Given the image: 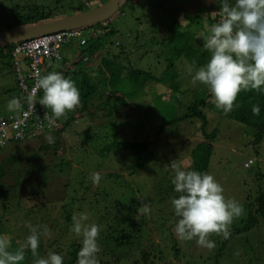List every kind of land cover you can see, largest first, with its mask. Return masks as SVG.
<instances>
[{
  "label": "rangeland",
  "instance_id": "374dc122",
  "mask_svg": "<svg viewBox=\"0 0 264 264\" xmlns=\"http://www.w3.org/2000/svg\"><path fill=\"white\" fill-rule=\"evenodd\" d=\"M60 1L0 0V30L20 27L18 24H13L12 16L8 13L11 8L16 9L17 6H42L44 13L52 14L51 17L43 18L38 22L78 12L79 0ZM87 1L85 7H95L98 2H101V0ZM230 3L234 4L235 0ZM219 8L217 0H128L122 6L121 13L108 22L117 31L105 34L101 38L100 49L93 50L94 57L90 55L91 47L79 43L80 37L71 38L63 43L60 52L62 57L69 60L68 65L72 70L80 66L83 71L95 76L94 69L101 65L102 55L108 51L116 53L119 49L118 42L122 41L127 43V48L122 50V55L129 53L130 57L132 56V65L138 68L149 67L152 73L158 76L163 71L165 63L157 64L156 47L137 49L139 42L142 43L144 40L138 38L136 31L152 24L151 29L155 32L147 33V35L162 38L165 29L176 17L178 21H181V26L190 24L195 36L194 42L200 46L204 43L202 36L208 34L207 24L209 21L212 24L216 22L212 18L213 12L218 11ZM202 10H207L212 17L206 18L207 15L202 13ZM199 14H204L206 18H204L202 29H199V25L196 29V23H192L190 19ZM187 17L190 18L187 19ZM91 29L93 28H83L81 36L89 39ZM85 56L90 58L84 61ZM17 59L23 73L29 70L22 54L18 55ZM13 62L12 51L11 57L0 58V116L5 117L12 112L7 107L12 99L9 96L18 93ZM60 65L61 61H48L45 64L47 67V69L45 67V74L49 70L58 71ZM188 65L186 61L183 63L179 61L175 66V71L178 73L177 81L183 90V95L179 94L181 103L176 98L178 97L176 92L167 84L150 82L145 88L138 90L135 96L132 94V87L125 84H121L120 88L117 86L118 78L127 76V72L123 75L119 74L106 85L97 74L96 77L101 82L98 92L91 100L90 111L93 115L83 114L81 117L78 115L74 117L70 127L59 132L58 144L49 143L46 139L51 135L54 142L56 141L58 133L54 130L24 141L11 140L0 148V163L4 171V174L0 176V189L2 186L15 185L20 179V187L13 193L18 194L21 205L20 208L12 212L8 211L6 214L0 205L1 231L5 233L14 231L20 241L23 238V241H26L27 236L31 234L27 225L33 217L30 214L32 206L33 208L36 206L35 211H38L39 204L49 207L52 210L51 219H53L59 218L57 214L63 204L67 206L72 204L74 209L72 218L87 213L89 219L84 223H95L100 226L98 238L104 239L105 242L100 247L114 249L112 254L109 250L99 251L96 254L97 264H103V262L123 264L125 258H128L125 262L129 264L134 254L137 257L138 250H151L155 253L156 245L164 252L165 258L162 263L174 259V263L178 264L180 261L204 264L209 252L216 250L218 246L208 249L197 245L195 240L179 239L175 234L176 215L171 204V199L174 197H166L169 194L167 189H170L174 176L170 162L174 160L182 169L190 170V158L194 146L208 141L211 142L208 173L213 175L223 187L225 198H234L244 209V214L233 221L238 222L245 218L246 206L249 203L259 208L258 226L242 235L231 237L224 248L220 264H264V131L259 135L255 128H247L248 126L239 121L221 117L210 106L214 104L212 96L208 98L205 105H197L196 115L188 111V107L195 104L197 97L208 95L204 91L205 87H202L198 81L193 82L194 72L192 74L187 72ZM105 74L106 77L109 76L107 71ZM75 85L78 87V83ZM7 89L10 91L7 92ZM171 101L176 106V111L171 123L161 128L162 123L169 118V113L164 110L169 106L167 103ZM48 111L53 116L51 109ZM185 113L190 115L183 118ZM191 115L194 116L190 117ZM57 120L60 124L62 123L60 118ZM87 128L88 130H85ZM74 130L77 132L73 133ZM213 133L215 136L212 135ZM257 138L255 144H252L251 141ZM123 140L148 143V149L139 159V167H133V151L118 148L107 150L108 145ZM46 145L49 146L47 150L43 149ZM15 152L19 156L26 157L15 161L8 160L7 158ZM31 153H35L36 157L31 158ZM5 159L6 161L3 162ZM249 159H252L253 163L246 167L245 163ZM80 169L84 171V174ZM94 172L101 175L99 184H94L91 179V174ZM111 173L117 176H109ZM83 176L85 178L80 184ZM35 192L39 194L34 196ZM162 196L165 197L164 200H160ZM129 202L136 205L147 203L151 207V213L144 215L134 213L132 220L140 225L141 231L135 233L130 246L116 250L111 238L121 235L118 230H121L124 225L118 227L116 222L119 219L118 216L127 211L128 206L125 204ZM244 204L247 205L244 206ZM79 205L83 206L82 210H77ZM35 211L32 213L36 214ZM101 217H103L102 223H99L98 219ZM23 224L24 228L19 229ZM51 226H46L51 235H42L41 245L47 246L60 234L61 227L55 226L52 230ZM129 230L130 228L127 229ZM66 234L67 236L61 239L65 249L62 252L63 255L70 248L71 242L76 241L80 244V248L82 246V237L76 236L72 227L66 229ZM212 235L209 237L210 240L217 236ZM219 236L220 239H224L222 235ZM173 245L180 250L179 259L173 256ZM53 246L55 247L56 244ZM39 256L46 257L43 252ZM152 263L160 262L155 260Z\"/></svg>",
  "mask_w": 264,
  "mask_h": 264
},
{
  "label": "trees",
  "instance_id": "16d2710c",
  "mask_svg": "<svg viewBox=\"0 0 264 264\" xmlns=\"http://www.w3.org/2000/svg\"><path fill=\"white\" fill-rule=\"evenodd\" d=\"M106 0H101V2H98V5L105 2ZM232 0H228L229 4L231 5ZM59 2H61L59 0ZM80 7L78 8L79 11H83L86 9H89L91 7H85V4L88 3L87 0H79ZM219 3L220 0H217ZM125 4V3H124ZM123 4V5H124ZM24 5V4H23ZM122 5V6H123ZM220 5V4H219ZM120 7L119 11L114 15L116 16L118 13H121V8ZM44 7L42 6H17L16 9L10 10L8 12L12 16L13 24H18L19 26H24L27 24L35 23L38 22L39 20L46 18V17H51L52 14L50 12L44 13ZM202 13H206L207 17L206 18H211L212 16H209V13L207 10H202ZM204 14H199L196 17H187L190 18L193 22L196 23V27L199 25V29L204 28ZM211 15V14H210ZM112 16V17H114ZM109 18L108 20L102 22V23H97L95 25L89 26L93 29H91V37L89 39H86V42L82 45H88L91 47V57H94L93 55L95 54L93 50H99L101 47V38L105 34H112L117 31V29L109 24L108 22L112 19ZM205 18V19H206ZM213 18V17H212ZM218 18V17H217ZM154 20V18L152 17ZM208 19V21H209ZM152 23V20H150ZM154 22V21H153ZM181 21H178L177 18L175 17L173 21L169 24L167 29L164 31V35L162 38L157 37L156 35H150L155 32V30L151 29L153 28L152 24L148 26L145 29L142 30H137L136 35H138V38L140 40H144V42H139V46L137 49H148L151 47H156L157 48V54L156 58H158L157 64L159 63H165V67L163 68V71L157 76L156 74H153L152 71L150 70L149 67H135L132 65V56L130 57L129 53L126 55H122V50L124 48H127V43H122V41L118 42V51L116 53L112 52L110 53L109 51L105 54L102 55L101 60V65H98L95 67V76H91V74H88L87 72L83 71L82 67H78L77 69H73L68 65V61L66 58L62 57L63 59L61 60V65L58 68L59 70H49L50 71H57L63 73V75L66 78H69L73 80L75 83H78V90L80 92V101L81 104L79 107H77L74 111L68 112L66 118L65 117H60V121L62 122L61 127L56 130L58 133V136L55 138L56 141L54 144H58V137L60 135L59 132L65 131L67 128L70 127L72 120L74 117L77 115L81 117L83 114H87L88 116L93 115V113L90 111V105H91V100H93L94 95L98 92V89L100 87V80L105 82L104 84L106 85L107 82L110 80L114 79L116 76H119V74H122L125 72L127 76H121V78H118V83L117 86L120 88L121 84H125L126 86L132 87L131 90L132 94L136 96L138 90H141L147 86L148 83L150 82H156V83H161V84H167L171 90L176 92L177 96L176 97L180 103V95H183V90L180 88L179 82L177 81L178 78V73L175 71V66L176 63L181 61L183 63L184 61L188 62L189 64H192L195 62L194 65V71L195 69H198L199 67L205 65L209 58H210V53L203 47V44L198 46L195 44V36L193 34V28L190 27V24L182 25L181 26ZM194 23V24H195ZM155 25V23H153ZM209 27L212 25L211 21L208 22L207 24ZM195 26V25H194ZM192 28V29H191ZM198 29V27L196 28ZM147 33H150L147 35ZM15 44L12 45H6V46H0V58H9L11 57V51L13 50V47ZM129 55V56H128ZM90 56H85L84 61L88 60ZM47 63V62H46ZM45 63V64H46ZM45 64H44V71H45ZM14 65V62H13ZM47 69V67H46ZM15 71V70H14ZM106 71L108 72V77H106ZM45 74V72H44ZM47 74V73H46ZM101 76V79L96 77V75ZM16 76V75H15ZM79 76V78H78ZM108 79V80H107ZM17 80V79H16ZM202 87H205V92L208 93L206 96H199L196 99L195 104L191 105L188 107V111H191L195 114L196 110L198 109V104H204L207 103V100L209 97L212 95L208 91L207 87L202 85ZM7 92L10 91L9 89L6 90ZM203 92V93H205ZM180 94V95H179ZM40 97L43 95L42 90L39 92ZM10 98L13 97H18V93H15L14 96H9ZM159 99V98H157ZM169 106L165 108L164 111L169 113V118L167 121H164L162 123L161 128H163L165 125H168L171 123V119L173 114L176 111V106L173 104V102L167 103ZM93 105V104H92ZM253 105H259L260 108V113L259 115H253L252 113V106ZM212 108L215 109V111L220 114L221 117L224 118H230L234 119L235 121H239L246 126L247 128H255L258 132L259 135L264 131V91L259 92L256 90H248V91H241L235 102H234V108L233 110L228 114L225 115L222 111V109H219L216 107L215 103L210 105ZM115 107V106H114ZM180 109V108H179ZM201 112V111H199ZM186 114V113H185ZM190 114L187 113L183 118L188 117ZM194 115H191L190 117H193ZM182 119V117L180 118ZM65 120V121H63ZM85 130H88L85 129ZM83 130V131H85ZM76 133L77 130H74ZM215 136V133L212 134ZM258 140L255 139L251 141L252 144H255V142ZM17 141V140H16ZM48 145L44 146L43 149L47 150ZM211 142L204 141L203 143H200L196 146H194L192 155L190 158V170H196L201 173L207 172L208 173V160L210 157V152H211ZM121 149V150H131L133 151V160H134V166L133 167H139L140 164H138L139 159L141 158L142 153H144L148 149V143L147 142H140V141H115L114 144L108 145V149ZM110 151V150H109ZM16 153V152H15ZM12 154L11 157L7 158L8 160H20V158H25L26 156H19L18 153ZM31 158L36 157L35 153H31ZM3 160V162H5ZM81 170V169H80ZM81 172L84 174V171L81 170ZM4 174L3 171V166L2 163H0V176ZM109 176H115V174H109ZM85 176H83L82 180L80 181V184L83 183ZM20 179H18L15 183V185H8L7 187H1L0 189V205L3 210V212L6 214L8 211L12 212L16 210L17 208H20V201H19V196L18 194H14L13 191L17 188L20 187ZM168 190V195L166 198L169 197H178L179 194H177L174 191V185H170V189ZM38 192L33 193L34 196ZM39 194V193H38ZM165 197L162 196V199L164 200ZM247 204L249 202H246ZM246 204V205H247ZM127 205V211L122 214L121 216H118L119 219L116 222V226L120 227L124 225L121 230H118L121 232V235L117 237H112V242L114 244V248L117 250H122L125 247H128L132 244L133 240L135 238V233H138L141 231L140 225L132 220V217L134 213L137 212L138 207L140 204L138 203L137 205L135 203H128L125 204ZM244 204V206H246ZM73 205L69 204H63L62 208H60V212L57 214L59 218H53L51 219L52 216V210L49 207H46L44 204H39L37 206L38 211H35L33 206L31 207L30 210L32 212H36V214H33L32 212L30 213L33 215V217L30 220V224L34 226L37 229L38 235H39V247L37 249L38 255L43 252V255L47 256L49 253V250L51 252H55L63 257V264H77L78 260V251L80 249V244L78 242H71L69 245V249L65 251V255L62 254V252L65 250L63 247V243L61 242V239H64V236H67L66 234V229L68 227L73 226L72 222V215H73ZM23 207V206H22ZM247 212L245 214V218L243 217L240 219L238 222L233 221V227L230 229V236L227 239H220V236L217 235L213 237L211 240L215 243V246H218L216 250H213L209 252L207 255V258H205L204 264H220V258L222 257V254L224 252L225 246L228 244L229 239L231 237H236L238 235H242L245 232L251 231V229H254L258 226V220H257V214L259 211V208L254 207L252 203H249L247 206ZM245 208V209H246ZM82 210L83 206L79 205L77 207V210ZM256 209V210H255ZM254 210V211H253ZM28 213V214H29ZM61 217V218H60ZM29 219V217H27ZM103 217L98 219V222L102 223ZM179 218L176 216L175 221L177 222ZM62 220L64 222H62ZM101 220V221H100ZM61 221V222H60ZM89 224V223H88ZM51 226V229L54 230L55 226L61 227L59 228L60 234L58 237L53 241L49 242L47 246L41 245L40 241L43 235V230L45 226ZM26 226V225H25ZM2 226H0V236H7L10 239V246H9V251L15 252L18 250L21 245L25 244L26 241H23L24 238L20 241L18 236L14 233V231H10L8 233H5L4 231H1ZM24 224L19 227V229H23ZM130 228L129 231L127 229ZM169 228V233L170 232ZM15 234V235H14ZM213 236V235H211ZM173 238V237H172ZM26 240V239H25ZM97 243L100 248V252L109 250L110 253L112 254L114 249L110 248H101L100 246L104 245V239L97 238ZM56 246L54 247L53 245ZM109 248V246H108ZM215 248V247H214ZM151 249V248H150ZM172 249L174 250V257L179 259L180 255V250L176 245H173ZM156 252L152 253L151 250H141L137 252V257L136 254L132 256V260L129 264H153L152 262L155 260H158L160 263L159 264H178L174 263V259L164 261V252L162 248H160L158 245L155 247ZM106 254V253H104ZM152 256V257H151ZM203 257L200 255V258ZM122 258V256H121ZM199 258V257H198ZM35 258L31 254L30 249H25V259L19 264H33V260ZM128 258H125L123 260V264H128L125 262V260ZM203 259V258H201ZM180 264L182 263L181 261L179 262ZM103 264H109V263H104ZM182 264H191L190 261H187ZM195 264V263H194ZM197 264V263H196ZM200 264H203L201 262Z\"/></svg>",
  "mask_w": 264,
  "mask_h": 264
},
{
  "label": "clouds",
  "instance_id": "9594fccd",
  "mask_svg": "<svg viewBox=\"0 0 264 264\" xmlns=\"http://www.w3.org/2000/svg\"><path fill=\"white\" fill-rule=\"evenodd\" d=\"M219 4V10L213 12L216 22L208 28V34L202 36L203 47L210 53V58L205 65L195 69L192 79L206 86L216 107L228 115L242 90L264 91V0H235L231 5L228 0H220ZM194 65L195 62L187 66L189 74L193 73ZM36 90L43 92L39 103L51 109L57 119L66 117L68 112L81 104L75 82L61 72L50 71L38 75ZM36 101L35 94L27 97L31 111H34ZM7 107L9 111H18L23 105L19 98L13 97ZM252 113L259 115V105L252 106ZM46 139L54 143L51 135ZM169 165L174 170L171 181L174 191L179 194L171 199L175 215L179 218L175 234L181 240H195L199 246L214 248L215 243L209 237L216 234L227 239L233 220L244 214L243 206L234 198H225L223 187L213 175L184 170L174 160ZM91 179L94 184H99L100 173H92ZM137 213L150 214V205L142 203ZM72 219V231L82 237L77 264H97L100 226L84 223L89 219L87 213L73 216ZM27 227L31 234L15 252L9 251L10 239L0 236V264H19L25 259L26 248L35 258L33 264H63V257L55 252H49L46 257L38 255L37 229L30 223ZM43 235H51L46 226Z\"/></svg>",
  "mask_w": 264,
  "mask_h": 264
},
{
  "label": "built area",
  "instance_id": "2783aa9c",
  "mask_svg": "<svg viewBox=\"0 0 264 264\" xmlns=\"http://www.w3.org/2000/svg\"><path fill=\"white\" fill-rule=\"evenodd\" d=\"M80 29L61 30L39 35L26 41L18 42L12 50L14 58V70L18 84V97L23 107L18 111H12L8 116H0V148L9 141H24L36 138L41 133L57 130L61 127L60 122L55 119L48 109L39 103V91L36 90L38 75H44L43 66L48 61H61V45L71 38L80 37V44L86 42L81 36ZM22 54L28 69L25 73L21 70L17 56ZM35 94L37 101L34 111L30 110L27 97ZM253 163L249 159L245 166Z\"/></svg>",
  "mask_w": 264,
  "mask_h": 264
},
{
  "label": "water",
  "instance_id": "95a60500",
  "mask_svg": "<svg viewBox=\"0 0 264 264\" xmlns=\"http://www.w3.org/2000/svg\"><path fill=\"white\" fill-rule=\"evenodd\" d=\"M128 0H106L89 9L71 13L53 19L35 22L17 28L0 30V46L12 45L18 42L43 35L46 33L80 29L102 23L114 16L120 7Z\"/></svg>",
  "mask_w": 264,
  "mask_h": 264
}]
</instances>
